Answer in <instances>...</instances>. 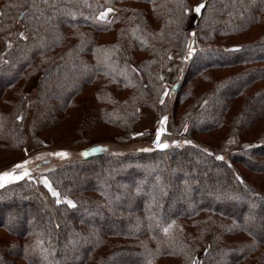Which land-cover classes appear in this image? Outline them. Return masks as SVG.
Returning <instances> with one entry per match:
<instances>
[{
	"label": "trees",
	"instance_id": "obj_1",
	"mask_svg": "<svg viewBox=\"0 0 264 264\" xmlns=\"http://www.w3.org/2000/svg\"><path fill=\"white\" fill-rule=\"evenodd\" d=\"M200 3L0 0V152L39 149L62 128L74 145L101 129L128 144L142 108L168 119L163 140H182L45 169L75 207L34 172L5 178L0 264H264V0H203L187 57ZM228 138L245 147L227 151Z\"/></svg>",
	"mask_w": 264,
	"mask_h": 264
},
{
	"label": "rangeland",
	"instance_id": "obj_2",
	"mask_svg": "<svg viewBox=\"0 0 264 264\" xmlns=\"http://www.w3.org/2000/svg\"><path fill=\"white\" fill-rule=\"evenodd\" d=\"M199 5V4H196ZM194 5V7L196 6ZM193 7V9H194ZM191 10L190 13V22L188 23V28L190 31V40L193 41V33L194 29L196 27L198 18L200 14L195 13V11ZM106 11V10H105ZM104 11V12H105ZM202 11V9H201ZM201 13V12H200ZM112 14L111 12H107L106 17L104 20H107L110 18ZM194 47V43L192 45ZM180 68L178 67L177 62L172 61L168 64V66L162 71L161 79L166 85V87H171L179 77ZM38 80V77L30 78L27 86H26V94L29 97H33L35 95V85ZM169 89V88H168ZM86 98H89V94L85 96ZM146 110V112L151 113L152 115V122L156 121V124L152 129L145 130V132H142L136 137L131 143H126L123 145H119L115 141V137L113 133L109 129H101L98 131H94L91 134H88L87 137H89L88 143H82V144H72L71 143V137L67 136L65 132L68 130L66 128L62 129H56L51 131L48 136L55 139V141L51 143H46L44 147H41L39 149L32 148L29 144H26L16 150L15 153L11 155H6L2 152H0V173L3 172H11L13 171V168L15 165L22 163L25 160L30 161V164L26 165L28 168V172H34L36 175L34 176L37 181L46 189H49L45 186L43 183V179L45 178L42 176V172L45 169H48L50 167H58L61 166L71 160L78 159L81 154H85L88 150H95V151H104L107 153H113L116 154L117 152L122 151H132V150H141V151H149L151 149L159 148L157 147L156 141V131L158 128H161L160 121L158 122V117L155 115L152 111H150L147 108H143ZM169 109L167 110L166 114L169 113ZM160 112V111H159ZM81 116V110L74 111V120L80 119ZM139 116V115H138ZM139 118V117H138ZM138 122V121H137ZM145 125L149 124L148 120L144 121ZM163 130L161 131L160 140L159 143H167V147H171L174 145H181L182 140L178 139L176 140V144H173V141H167L163 140V136L169 132V125H168V119L166 118L164 125L162 126ZM99 135H104L103 137H98ZM61 136V137H60ZM198 138L204 142L211 144L215 141L214 137L210 136H198ZM229 141H232L231 143ZM226 144V150L229 151L231 148L235 149H242L245 146L242 144L235 143L233 138H228L225 142ZM56 152H66L68 153L67 156L61 157L56 155H50V153H56ZM226 155L223 156L224 159H226ZM20 170V169H16ZM52 194V193H51ZM57 199H60L61 202H65V198L63 197H56ZM68 199V198H67ZM200 261V255L197 256L195 264H199Z\"/></svg>",
	"mask_w": 264,
	"mask_h": 264
},
{
	"label": "snow or ice",
	"instance_id": "obj_3",
	"mask_svg": "<svg viewBox=\"0 0 264 264\" xmlns=\"http://www.w3.org/2000/svg\"><path fill=\"white\" fill-rule=\"evenodd\" d=\"M204 6L205 5L203 3V0H201V3L199 5H196L194 7L193 11H195V13H197V14H200L201 9ZM111 11H112V9L109 8L105 12H102L100 14V16L98 17V19L104 20L105 17H106L107 12H111ZM184 11L188 12L189 9L185 8ZM20 35L23 36V33H21ZM193 35H194V33H193ZM193 43H194V41H189L187 57H190L192 55V53L195 51V48L192 47ZM187 57H185V58H187ZM165 94H167V93H165ZM161 102H163V101H161ZM17 119H20V117H17ZM165 120H166V117H164V118H162L160 120L159 123L161 125V128H158L157 131H156V141L155 142L157 143V147H159V148H166L168 146L166 142L165 143H159L161 131L163 130L162 126L164 125ZM229 142L231 143L232 141H229ZM176 143H177L176 141H173V144H176ZM185 143H191V141H185ZM205 151H207V150H205ZM50 155H56V156L64 157V156H67L68 153H66V152H56V153H50ZM217 159H223V157L222 156H218ZM28 164H30V161L25 160L22 163L15 165L14 168H13V171L0 173V186H3V183L5 182V178L20 179L23 176H27L28 175V168L26 167V165H28ZM16 169H23V171H21L18 175H16L15 174V170ZM43 183L45 184L46 187L49 188V191L52 193V195L54 197H58L59 194L54 189H52L51 185L49 184V182H48V180L46 178L43 179ZM60 202H61L60 199L56 200L57 204H59ZM65 202L67 203V205L69 207H75L74 202L72 200H70V199H67V197H65ZM174 223L175 222H173V224ZM171 227H172V225L169 224L167 227H165L163 229V231L165 233H168L169 228H171Z\"/></svg>",
	"mask_w": 264,
	"mask_h": 264
},
{
	"label": "crops",
	"instance_id": "obj_4",
	"mask_svg": "<svg viewBox=\"0 0 264 264\" xmlns=\"http://www.w3.org/2000/svg\"><path fill=\"white\" fill-rule=\"evenodd\" d=\"M152 114L149 112H146L143 108L139 111V118L137 124L132 129V135L138 136L142 132H145V130L152 129L154 125L156 124V121L152 122ZM148 120L149 124L145 125L144 121Z\"/></svg>",
	"mask_w": 264,
	"mask_h": 264
}]
</instances>
